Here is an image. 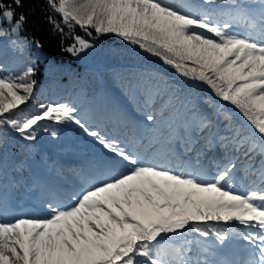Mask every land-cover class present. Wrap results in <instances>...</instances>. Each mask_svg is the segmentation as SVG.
<instances>
[{"label":"snow or ice","instance_id":"6c2138e0","mask_svg":"<svg viewBox=\"0 0 264 264\" xmlns=\"http://www.w3.org/2000/svg\"><path fill=\"white\" fill-rule=\"evenodd\" d=\"M49 6L72 28L93 29L97 36L115 34L124 41L160 57L180 75L207 84L215 96L233 106L253 134L227 141L233 153L264 157V0L259 16L236 8L217 22L209 10L187 13L161 0H48ZM205 4L215 0H204ZM15 5V7H12ZM22 0H0V37H16L22 47H40L20 34L26 21L17 16ZM244 27L246 34L232 29ZM62 30V29H61ZM253 33H259V39ZM91 35V32H88ZM67 49L76 55L93 45L75 37ZM35 69L28 65L15 76H0V125L12 127L24 140L48 131V121L78 126L112 159L96 183L75 194L65 206L45 202L42 215L0 219V264H233L194 259L188 246L169 243L170 234L185 230L220 247L231 241L224 225H239L247 259L242 264H264V159L253 169L261 184L236 191L239 155L226 157L215 174L194 167L173 171L148 160L155 138L147 145L126 142L90 127L71 104H41L27 115L21 110L34 93ZM23 116V119L21 117ZM156 117L148 113L145 127L154 130ZM207 117H193L186 125L185 147L208 128ZM51 136L57 135L51 130ZM257 137L259 138L257 140ZM214 140H206L211 150ZM171 150V149H169ZM249 167L251 165L249 164ZM208 251L207 248L204 249Z\"/></svg>","mask_w":264,"mask_h":264},{"label":"trees","instance_id":"16d2710c","mask_svg":"<svg viewBox=\"0 0 264 264\" xmlns=\"http://www.w3.org/2000/svg\"><path fill=\"white\" fill-rule=\"evenodd\" d=\"M161 2L187 13L209 10L212 19L217 22L227 19L228 14L236 8L255 14L261 11V0H215L211 4H205L204 0ZM4 3L11 4L12 0H4ZM16 14L26 17L21 38L38 42L40 47L24 48L20 43L13 44L10 37H1L0 46L4 53H0V76L19 75L28 65L35 69V74L29 77L35 81L33 97L21 105L25 114L38 113L41 104H71L90 127L99 128L112 137H121L130 147L136 141L147 145L150 139L155 138L156 151L153 148L148 154L165 153L166 149H171L169 154L167 152L168 158L185 165L187 171L197 166L205 168L206 174H212L218 164L225 162L226 157L236 155L240 157L237 167L242 166L241 169L237 168L239 176H246L252 166L253 169H259L261 160L257 159L258 153L249 160L242 153H233L227 141L220 140L221 137L234 136L239 132L237 120L243 122L235 115L228 116L227 109L238 112L230 104L222 101L226 110L218 107L221 100L207 84L196 80L204 90H208L212 98L205 96L203 89L192 84L191 78L180 75L171 65L164 67L160 57L115 34L97 36L93 29L85 31L79 26L69 28L61 15L49 6L48 0H22V6L16 8ZM236 31L246 34V31ZM77 36L93 46L73 55L67 49L76 43ZM181 105L186 109H180L185 121L181 133L177 134L173 119L167 114L177 116V107ZM148 113L156 117L152 131L144 126ZM193 117L197 121L200 117H207L209 126L185 147L184 141L188 138L186 125ZM42 123L48 124V131L38 129L36 139L32 141L24 140L12 127L0 125V188L6 191V187L8 190L11 188V196L19 208H26L23 204L30 198L35 199L42 210H45L46 201L56 198L67 199L69 203L66 205H71L74 203L72 197L96 183L95 179L101 178L109 164L103 166L99 159L93 158L89 146L96 143L78 126L48 121ZM215 123L217 147L215 150L213 146L211 150H206L207 136ZM53 129L57 131L55 137L50 134ZM176 136L178 139L173 142L171 139ZM51 153L80 159L81 164L66 165ZM253 161L256 163L253 164ZM29 163L43 172L41 181L29 175ZM252 183L253 186L261 184L260 176L255 171L253 182L249 185ZM2 199L7 204V199L0 197V202ZM185 233L190 237V230H185ZM179 239L183 240V245H189L184 234L179 235L176 241ZM190 247H193L192 242Z\"/></svg>","mask_w":264,"mask_h":264},{"label":"rangeland","instance_id":"374dc122","mask_svg":"<svg viewBox=\"0 0 264 264\" xmlns=\"http://www.w3.org/2000/svg\"><path fill=\"white\" fill-rule=\"evenodd\" d=\"M214 5L216 6L217 4H214ZM250 12H253V11H250ZM256 15H257V17L259 16V14H256ZM235 29L236 30L246 31V29L244 27H242V26L235 27ZM235 29L233 31H236ZM253 35L257 39L260 38L259 37V33H253ZM10 38L12 39V41L16 39V37H14V36H12ZM2 48L3 47L0 46V53H4ZM163 66L164 67H168L170 65H167V64H165L163 62ZM24 67H26V66H24ZM191 80H192L191 81L192 84L195 85V87L203 89V91L205 92V96H208L209 98H212V96L209 94L208 90H204L203 86H201L196 80H194L192 78H191ZM149 98H151V97L149 96ZM218 107H221L223 109L226 108L222 101L220 102V106L218 105ZM180 109H182V110L185 109V106L181 105L179 108L177 107V110H179V113L177 114V116L173 115L172 113L167 114V116H171L169 118L173 119V127L176 130L177 134L181 133V131H182V123H183V121H185L184 118H183V116H184L183 112ZM224 110H226V109H224ZM226 113L228 114V116H234L235 115L240 120H242L243 124L239 120H237V126H238V129H239V134L241 136H248L250 134H253V130L251 129V127L248 125V123L242 118V116L238 112H236V111L234 112L231 109H227ZM162 130L165 131V128L163 127ZM215 130L217 131V123L214 124L213 128L210 130V132H209L207 137L208 138L211 137L214 140L215 139V132H216ZM120 138L121 137H118V139H120ZM177 139H178V137L176 136L175 138H172L171 140L173 142H176ZM258 139L259 138L257 137V140ZM121 141H124V140H121ZM124 142L127 143L126 140ZM142 143L145 144L144 142H142ZM215 143H216V141H215ZM134 144L135 143H133V146H131V148H135L136 147V144L135 145ZM157 144H160L161 147L165 148L163 145H161V143L157 142ZM155 147H154V151H156ZM89 148H90L89 151L92 153L93 158L99 159L100 163L103 166H105L106 163H108L112 159L110 154L105 152L101 148V146H98L97 144H91L89 146ZM213 149H216V147H214V144H213ZM166 150H165V153L164 152H153V154H151V155L146 153V156L148 157V160L150 162H152L154 164H157V165H162V166L168 167V168L172 169L173 171H187V170H185V165H182L180 163L174 162V161L171 160V158H168L167 155L169 154L170 150L169 149H166ZM167 152H168V154H167ZM257 153H258V150H257ZM56 154L59 155L60 157L59 158H55V159H57L61 163H66V165H67V163H71L72 165H79V166L81 164V160L80 159H72V158L67 157V156H62L61 154H58V153H56ZM103 157L105 158V160L103 159ZM100 159H103L105 162H103ZM257 159L262 160V159H264V157H261L259 155ZM255 163H256V161H253V164H255ZM31 165L32 164H30V163L27 165V167H28L27 170H28L29 175H33V176L36 177V179L41 181L43 172L39 168L33 167ZM197 168H200V167H197ZM237 168L241 169L242 166H239ZM200 169H202V168H200ZM250 169H251V171H248L246 176H244V175L239 176L238 170L236 171V184H235V190L236 191H248V190L252 189L253 187H255V186H253V183L249 185V183L251 181L253 182V166ZM215 172H213L212 174H215ZM95 180H98V179H95ZM6 188H7V191L6 190H2L0 188V197H4V198L7 199V204H6V200H4V199H2V202H0V219H3L6 222H10V221H13V220H15V219H17V218H19V217H21L23 215H26V214L27 215H42V214H44L45 210H42L40 208V206L38 205V202H36L35 199H31V198L28 200V202L25 203L26 205L23 204L27 209L26 208H19V205L17 207H15L14 205H16L17 203L13 201V197L11 196V193H10L11 188L9 190H8V187H6ZM55 200L61 202V204L65 205V206H67L66 204L69 203V202L67 203V199L59 200V198H56ZM16 208H19V209H16ZM21 209H23V210H21ZM228 229H229L228 232H231V234H235L233 236V238H235L236 240H240L239 239V231H240L239 225H238V227L236 229H235V227L228 228ZM183 234L185 235V237L187 238V241L189 243L194 242L195 240H197L199 242L198 243V246H199L198 248L201 251H204L205 247L208 246V244L205 241H200L201 237L195 232L191 231L190 237L185 233V231H184ZM177 237H178L177 235L170 234V240L168 242L172 243V244L183 245V240L179 239V240L176 241ZM211 238H212L213 241H216L214 237H211ZM213 254H215V259L217 261V252H213ZM236 254H237V257H238V255H240L237 252H236ZM208 255H209V258L211 259L212 258L211 251L208 253ZM221 256H224V254L221 255ZM205 259H207V258L205 257ZM210 259H208V260H210ZM243 261H244V259H242L241 257H239L237 259L238 264H242Z\"/></svg>","mask_w":264,"mask_h":264},{"label":"bare ground","instance_id":"6f19581e","mask_svg":"<svg viewBox=\"0 0 264 264\" xmlns=\"http://www.w3.org/2000/svg\"><path fill=\"white\" fill-rule=\"evenodd\" d=\"M214 147H217V143L214 145ZM202 168V167H201ZM202 170L205 172L206 169L202 168ZM227 228V227H226ZM199 235V234H198ZM200 241H205L208 244L209 249L213 250L216 248H220L224 251V253L226 254H232V253H236L239 250H244L245 251V246L243 244V241H230V242H226V246L225 247H220L218 242H214L212 240V238L210 237V239L208 238L207 240H205V238L201 237ZM193 243V247L191 248V255L193 258H199L201 256V251L199 250V246H198V241L195 240ZM247 253V252H246ZM221 254V252H217V256ZM245 259V258H244Z\"/></svg>","mask_w":264,"mask_h":264}]
</instances>
